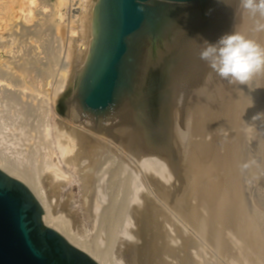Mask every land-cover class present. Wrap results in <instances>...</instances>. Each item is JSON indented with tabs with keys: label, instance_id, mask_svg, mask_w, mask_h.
Returning <instances> with one entry per match:
<instances>
[{
	"label": "rangeland",
	"instance_id": "rangeland-1",
	"mask_svg": "<svg viewBox=\"0 0 264 264\" xmlns=\"http://www.w3.org/2000/svg\"><path fill=\"white\" fill-rule=\"evenodd\" d=\"M56 1L57 0H35V2L31 5V9H30L31 17H30V19L26 20V19L22 18L21 20H19V23L17 26H12L14 24H13V22H11L10 27H12V28L3 32V42H2V44L0 43V69L6 70V68H7L4 65L3 61H6L8 63V66L11 68V75L10 76H12V77H10V78L14 79L15 80L14 82L16 84H18L16 86L17 89L13 88V90H15V92H18L17 94L19 95V97L20 96L22 97L25 94V96L22 98V102L20 104L21 106H22V104L23 105L26 104V100L31 99L30 101L33 104V107H35L37 109L40 107L39 105L42 103V100H44V98H43L44 95L39 94V96H38L37 93H34L35 97L33 96V98H30L28 96L30 94L29 91L27 93L22 92L23 91L22 89L25 88V87H23V88L21 87V85H24V81L20 77V74L16 71V69H13V67L15 68V67L20 66V69L23 67H30L31 69H33V71L35 70V72H37L39 74L46 71L48 73V79L47 80L49 82H51V84H52L48 87V94L50 95V97H52V96H54L52 90L56 89V84H57L58 80L60 79V75H61V64L60 63H62V61H63L62 59H64V57L67 56V54H68L69 58L72 60L73 56H75V53H78L77 50L80 49L79 48V46H81L80 41H77V43H75V44L68 42L67 33L69 32L68 28L71 25L67 21V19L65 21H62L64 24L63 30L65 33L64 39L62 38V40H61L59 38V35L57 34L55 26H54V19L55 18H54L53 8H54V5L56 4ZM189 4H187L185 6L171 7V9L165 8V10L167 11L166 14H168V17L166 18V21H165V26L162 27V24H163L162 23L158 27L156 33H153L150 29L146 28L141 33H139V35L135 38V40H137V39L139 40V42H135L136 43L135 45L138 47V48L136 47V50H135V54H136L135 64H134L135 71H134V74H131L129 87L124 89V91L121 93V95L119 97L120 100L122 98H125L124 102L122 104L120 103L121 105L119 104L120 101L118 102V104L120 105L119 106L120 111H119V113L115 112V114L112 115L113 119L111 118L112 120L110 121L111 123L113 122L116 125V122L118 121L119 118L121 120H120V122L118 121L117 124H120L121 122H124L125 120H127L124 122L125 123L124 125H127V126L123 127L124 128L123 130L126 129V131H125L126 134H117V136L114 137L113 142L115 141L118 143L117 147H120L121 146L120 144L123 143L122 145L125 148L124 150L126 151L127 155L129 156L128 157L129 160L131 161V159H132V163L130 165L133 164L132 166L134 167L135 170H136V167H138V165H136V164H139V166H140V164H143L145 162V160H149V159L151 160L154 158L159 159V157H160V159H159L160 161H161V159H163L162 162L165 163V166H164L165 169H169L171 166V169H169L168 171H169V174L172 171V173H171L172 176H169L166 173L167 170L164 172L167 174V176H169L167 178H166V176L165 177H163L162 175L160 176L161 173L156 171V168L154 165L147 163L148 165L146 164L143 166L145 168L144 171H147L146 174L148 172H149V174H151V172H152V174L154 173L153 174L154 176L153 175H151V176L154 177V180L158 179L159 182L161 183L160 185H162V187L160 188L161 190L159 188L154 187L153 191L152 190L149 191V192H152V196H149L151 194L149 193V195H148L147 192L145 195L146 197L149 196L150 199L154 198V200H152L153 204H155L154 205L155 210L153 209V211H155L154 215L156 213H160V215L162 216V217L160 216L161 219L158 218L157 223L159 225V228H161V230H162V226H163V230H162L163 235L160 236V240L158 241V245L157 244L156 245L160 246L161 251H163V249H164V251L166 250V254L162 253V255L157 259L158 261L160 260V262H156L155 264H178L179 262H180L179 264H181L182 260H183V264H259V263L264 264V218H263L264 217V118H261L262 121L260 119L253 121L254 115L256 116L258 113L264 114V107H263L264 106V104H263L264 103V87H263L264 85L261 86L262 84H264V82L262 83V81H264V73H261V75H263V76H261L260 74L259 75L257 74V76H255L256 79L253 78L254 83H253V81H251V83H253L252 85L251 84H248L247 86L246 85H239V84L228 85L227 88L229 90L226 88V96H225L226 99H224L223 103L221 104V106L225 105L222 107H224L225 110L228 109L227 110L228 112H226L224 110V108H218L219 109V111H218L215 108V104L211 103V105L215 108L214 109L212 107L213 108L212 109L211 107H209L210 106L209 103L208 104H206L207 102L205 103V99L207 100V97L209 95L212 98L218 95L216 88H215L216 85H213V83L216 84V79L215 80L214 79L208 80L206 82L207 83L206 86L212 85V88H210V86H208L209 91H211L212 93L208 92V96L206 94V95H204L205 98H203V99L200 98L201 102L205 103V105L203 104V106L207 105L208 107L205 108L202 106L201 110L197 111L196 110L197 109V106H196L197 99L196 98H198V97H196V96H198L199 87L197 90L195 87H194L195 90L192 89L191 88L192 86H190V85H192L190 80H189L190 84L187 82L185 84V87L188 88L190 86L189 88H191L190 89L191 91H189V89L187 90L184 86H182V81L185 82V80H184L185 77H183V76L187 77V74H188V77H189L190 75L193 74V73L190 74L188 72H190V70L192 72L191 68H192V65L194 63V60H191L187 64V60L189 61V58H188L187 53H186L190 49V46H189L190 41L193 40L192 37L194 35L191 36V34H195L194 32H196L201 27L203 29V26H205L204 29L208 27L207 30L205 29L206 33L208 31L210 34L216 33L215 31H213L214 22L216 21L217 18L221 17L223 14H226V31L231 30V28H232L231 20L232 19L230 17L232 15H234L236 10H238L239 0H195L194 3H189ZM225 4H226V7H225ZM29 6L30 5H28L26 8H28ZM234 9H235V11H234ZM15 10H17L16 6H15ZM26 10L28 11V9H26ZM241 10H239L240 11L239 14L246 13L243 10L242 11ZM191 17H194V20L192 22L189 20V18H191ZM77 20H78V18H75V21L73 23L74 29L76 31L79 30V28H77V26H78ZM239 21L242 22L243 21L242 18H240L237 21V23H240ZM58 22L61 23V20L58 19ZM24 27L31 29V32H22V29ZM161 27H162V29H161ZM218 29L219 28H216V30H218ZM205 30L201 31V35L205 36L204 39H206V35L204 34ZM210 34H208V36H207L208 38L210 37ZM162 35H164V36L161 37ZM13 37L16 38L14 42H12ZM147 45H149V46L147 47ZM263 45H264V42H263ZM77 48H79V49H77ZM20 49L23 50L22 53L21 52L19 53ZM2 57H4L3 60H1ZM85 68H86V66H85ZM85 68H84V70H85ZM185 71L187 72V74L185 73ZM158 72H160L162 77L164 78V84L162 85L161 92L159 95V104H160L159 110L160 111L158 110L157 114L153 113L152 117H153L154 121H153V123L151 122L149 126H147L149 121L152 118V117L150 118V115H151V112H150L151 105H150L149 112L146 115V119L148 121L145 122V126H146L145 129L147 130L148 134L146 135L145 134L146 132H145V133H143L144 135H140V133L138 132V126H139L138 124L142 125L141 127H144V126H143V123L141 122L142 123L141 124L139 121L140 112H138V110H139L138 109L139 108L138 102L140 99L138 100V98L140 96L146 95L145 89H146L148 82H149L148 76L151 78L150 75L154 76V74L156 75V73H158ZM33 74H35V73H33ZM83 74H84V72L82 73V75ZM143 75L146 76L145 82H142L144 80L142 78ZM159 77L157 76V79H155L157 81H155L154 79H152V81H151V82L154 81L155 87L161 79ZM173 77H175V78H173ZM188 77L186 78V81L188 80ZM255 80H258L257 83ZM2 82L3 83L0 84V86H3L5 83L4 81H2ZM258 82H260V83H258ZM226 83H227V81H226ZM79 85H80V81L78 84L75 83V85H74L76 87L75 90L77 89V91H78V96H79V90H80ZM254 85H255V87H254ZM256 85H260V86L256 87ZM243 86L245 87L244 89H243ZM155 87L153 89H155ZM183 87L185 88V90ZM18 88H19V90H18ZM246 88L249 90H247ZM40 89H42V87H40ZM67 89L68 88H60L58 90V92L60 91L59 92L60 94L57 92L58 93L57 95L59 96V98L61 97L60 102H58V105L56 106L55 109H53V112L50 114V116L47 119H45V118L42 119V116H38L40 114L38 112L33 113V115L31 117H29L30 119L28 120V122L31 125H33L32 127H35V126L37 127L36 124H38V123H42L44 125V123L48 122V124H49V122L51 123L52 122L51 120H53V119L55 120V118L63 120L62 122H64V125H66V126L67 125L68 126H72V125L74 126L75 125L76 122L73 119H71L72 116L66 115L67 104L63 100H65L67 97L69 98L73 95L72 91H71V92H69L70 96H67L68 95ZM186 90H187V93L185 92ZM195 91H197V92H195ZM256 91H258L259 93H257ZM188 92H191V94H189ZM64 93H66V94H64ZM182 93H185L186 96L183 95ZM244 94H245V96H246V94H248V96L244 97ZM177 95H180V96L178 97ZM73 96L75 98V96H77V92ZM183 97L185 100L183 99ZM243 97L246 100L245 99L241 100ZM249 97H250L251 101L249 100ZM175 98L179 99V101L183 99L182 100L183 102L182 101L179 102ZM79 99H80V97H79ZM190 99H191V101L189 102ZM228 102H230V103H228ZM79 103L81 106L80 100H79ZM177 103L180 106L177 105ZM181 103H183V104H181ZM192 103H195V104H192ZM256 103H257V106L259 108L256 106ZM118 104H116V105H118ZM190 104L194 107L190 106ZM228 104H230V105H228ZM13 105L10 107L11 108L16 107L15 106L16 104H13ZM116 105H114L111 109H113ZM238 105H239V107H238ZM242 105L245 107H242ZM260 105H261V107H260ZM5 106H7V105L4 102L0 103V109L2 111L6 109V108H4ZM81 107H83V106H81ZM178 107L186 109V110H184L185 112L182 111L183 109H181V108H180L181 110H178ZM191 107H192V109H191ZM162 108H164V109H162ZM207 108H208V111H207ZM230 109H233V110L229 111ZM175 110H178V111H175ZM162 111H163V113H162ZM192 111L193 112L195 111L194 112L195 115ZM221 111H223V113L224 112L225 113L223 114V113H221ZM217 112L221 115H219ZM88 113L89 114L91 113V116H94V117H92V119L91 118L87 119L88 121L85 120L87 122L86 124L91 123V121L89 122V120L93 121V119H98V118L103 117V116H104V118H106V114H104V113L100 114V115H96V114L89 112V111H88ZM130 113L133 115H131ZM183 113H184V115H182ZM214 113L218 114V117L216 115H214ZM167 114L169 117L167 116ZM53 115H55V118L52 117ZM118 115H120V116H118ZM121 115H123V116H121ZM172 115H173V118H172ZM177 115H178V117H177ZM211 115L215 116V117L212 118ZM115 116H118V117H115ZM189 116H192V117H189ZM222 116L223 117L225 116V117L223 118ZM179 117H181V118H179ZM69 118L71 119V121ZM189 118H191L190 119V120H192L191 122H189L190 121ZM196 118H198L199 124H198V122H197L198 120ZM216 118H220L221 120L220 119L218 120ZM114 119H116L115 120L116 122L114 121ZM237 119H238V121H236ZM37 120H39V121H37ZM184 120H185V122H184ZM200 120H201V122L202 121L203 122L201 123ZM216 120H218V122ZM222 120L226 122V123L224 122L226 125H224L222 123L223 122ZM66 121L68 124L66 123ZM211 121L212 122L215 121V122L212 123ZM251 121H253V122H251ZM70 122H72V123H70ZM73 122H75V123H73ZM110 122L107 121L106 123L111 124ZM130 122H131V124H129ZM122 124H120V125H122ZM222 124H223V126H222ZM175 125H177V126H175ZM179 125H180V127H178ZM192 125H194L195 127ZM218 125H219V127H218ZM224 126H225V128H224ZM256 126L259 129H257ZM129 127H130V130H129ZM133 127H135V128H133ZM231 127H233V128H231ZM252 127H254V128H252ZM261 127H263L262 130H261ZM136 128H137V130H136ZM189 128H190V130H189ZM246 128H248V129H246ZM200 129L201 130L203 129V131H200ZM253 129L255 131L256 130L257 131L255 132V131H253ZM205 130L207 131V133L205 132ZM210 130H211V132L215 131V133L212 132V135H210L211 134ZM216 130H219V132L220 131L222 132L220 134V137H218L219 132H217ZM226 130H229V131H226ZM128 131H130L129 134H128ZM196 131H197V133H196ZM189 132H191V133H189ZM226 132H228V134ZM136 133H138L139 136L136 135ZM180 133H184V134H180ZM215 134L216 135L218 134V136H216ZM213 135H215V136H213ZM224 135H226V136H224ZM227 135L229 138H227ZM232 135H233V137H232ZM124 137H127V138H124ZM211 137H213V138H211ZM132 138H134V139H132ZM136 138L140 142L138 140H136ZM221 138H223V139H221ZM224 138L229 143H227V141L225 142ZM127 139H129V141L133 140L134 141L133 145L136 143L133 148H131L132 147L131 145H130L131 147L129 146V144L127 143L128 141H126ZM135 140H136V142H135ZM141 140H144V141H141ZM240 140H242V141H240ZM190 141H192V142H190ZM220 141H223V142L220 143ZM198 142H200L201 144ZM204 143H205V145H204V149H203L202 147H203ZM218 143L221 145L225 143V145H222L223 147L224 146L225 147L222 148V146L219 145ZM211 144L212 145L213 144L218 145V147L214 146V145L211 146ZM124 145H126L127 148ZM136 145L139 146L138 150H137ZM195 145L197 146L196 148H195ZM190 146H192V147H190ZM0 147H4V146L0 145ZM216 147L219 150H217ZM261 147H262V149H261ZM130 148H131V150H130ZM191 148L194 152L191 151ZM197 148H198V153L196 150ZM205 148H206V150H205ZM239 148H241V149H239ZM127 150L130 152V154L127 152ZM211 150H214V152H211ZM216 151H220V153L216 152ZM232 151H234V152L232 153ZM199 152L203 153V154H200ZM221 152H224V153L226 152V154L224 155V153H221ZM167 153H168V155H167ZM227 153L230 155L232 153L234 156L232 157V155L230 156ZM132 154H134V155H132ZM214 154H216V155L218 154V155L216 156ZM182 155H184V156H182ZM205 155L208 158H206ZM214 156H215V158H214ZM218 156H222L223 158L218 157ZM165 157H167V158H165ZM200 157H201V159H200ZM225 157L227 159H225L224 161H221V159L223 160ZM195 158H197V160L199 159V161L195 160ZM213 158L215 160L217 159V161L219 158V160L221 161V164L217 165L216 161ZM229 159H231V160H229ZM164 160L166 162H164ZM202 160H204V161H202ZM135 161H136V163H133ZM141 161H142V163H141ZM181 161H183V162H181ZM220 161H218V162L220 163ZM226 161L227 162L230 161V162L228 164H226ZM212 162H213V165H212ZM222 162H224V163H222ZM233 162L236 164H233ZM168 163L170 166L168 165ZM230 163L232 165H230ZM134 164L136 167L134 166ZM202 165H203V167H202ZM217 166H219V167H217ZM66 167H67V165L65 164L64 165V169H65L64 172L65 171L68 172V173L65 172V175L67 174L66 178L68 177V179H69V176H71L72 179L70 180L69 184H67L65 186V188L63 189V191H64V192H62L63 194L62 193L58 194L57 192H53L54 193V195H53V193H51V195L53 197L51 198L52 200L51 199L50 200L53 202L54 212L56 213V215L65 217L67 220H69V222H71L70 225L72 227V228L71 227L70 228L72 230H75L78 234L80 233V236H82L84 238H86L88 236V238H87L88 240H93V239H95V237L97 235V231L94 230V229H96V226H94L95 225L94 224L95 219L93 217L94 214L90 212L91 210L90 211L89 210H87V211L81 210V208L79 206L80 203H78L81 200V197L79 195V189H78L79 182H80L79 181V179H80L79 173H77L78 170H77V168H73L72 166H69V165H68V167L70 170L68 169V167L67 168ZM140 167H142V166H140ZM205 167H207V168H205ZM227 167L229 169H226ZM204 168L207 170L209 168V170L207 171ZM223 168H225V169L223 170ZM216 169H218L219 172H218V170L216 171ZM220 169H222V170H220ZM209 171H212V172H209ZM223 171H225V172L222 173ZM231 172H232V174H231ZM95 173L97 175H99L97 172H93L91 176H89L88 178L85 179V182L87 181L88 185L89 186L91 185L90 188L93 189V190H90V193H89L90 196L92 193L94 194L95 192H97L96 188L99 189L98 183L101 184V182H98V180H100V176H98V178H97L98 180H97L96 179L97 175ZM186 174H187V176H186ZM95 175H96V177H95ZM200 175L202 176V179L204 181L203 180L201 181V178H199ZM227 175H232L233 177L227 176ZM151 176L148 175L149 178H152ZM159 176H160V178H159ZM195 176H197V177H195ZM210 176H215V177H210ZM184 177H185L184 183H186L185 186L183 184V178ZM216 177H217V179H216ZM61 179L63 180L64 178H61ZM65 179H64V181L66 182L67 179L66 180ZM89 179H91V180H89ZM118 179H120V178H118ZM163 179L164 180L168 179V181H166V180L164 181ZM179 179H181V181ZM223 179H224V181H223ZM161 180H163V182ZM197 180H199V182ZM178 181H180V182L178 183ZM96 182H98V183L96 184ZM152 182H153V178H152ZM188 182L190 184H188ZM209 182H211V183H209ZM155 183L153 182V184H155ZM164 183L167 185L166 186L167 189L165 186H163V185H165ZM220 183H222V184L224 183L225 184V185L223 184L224 187H222V185ZM182 184H183V186H182ZM217 184L219 186L221 185V188H218L219 186ZM176 185H178V186H176ZM210 185L212 186L211 190L208 189V187L211 188ZM94 186H96V188ZM194 186L196 187V189ZM202 187L203 188L206 187L207 189L206 188L203 189ZM215 187H217V189H220L219 193L216 191V189H214ZM108 188H105V189H108ZM169 188H170V190H169ZM228 189H229V191H228ZM70 190L75 192L74 198H70V196L69 197L67 196V193H69ZM116 190L113 189V192L109 191L110 194L107 196V201L109 202V205L112 204V206H115V208H114L116 210L115 212L118 213L119 215L118 214L115 215V212L113 211L114 209H112L113 212L109 216V218L106 219L107 221L104 222V226L107 225V222H109L108 224H110L112 222V220L113 221L118 220L119 217L116 218L117 215L120 216L121 219H123V221L119 219V221L121 222L122 225L119 223V221H117L116 224H118L117 235L120 237L121 240L123 239L121 242H125L127 244L129 243L130 245H133V244L135 245L138 243L137 246H140L141 240L144 239L143 235H145V234H143L142 235L143 237L141 236L142 239L139 240L138 238H136L134 236H133V238L131 236H129V238L131 237V239H129V238L126 239L125 238L126 234L124 233L126 230L127 231H136L137 230L136 223L133 224L131 219H130L129 211L134 210L135 216L137 217L138 212L140 211L138 206H140V205L137 204L138 203L137 201L133 200L134 201V202H132L133 204H130V206H128V208H127L128 209L127 215L124 214V213H126V209L122 210V208H124V207L126 208L127 206L122 207V205H121L119 207L118 205H120V203L122 204V202H118V199L123 200L126 197V194L123 195L121 192H119V190H118V192H116L117 193L116 194V193H114V191H116ZM213 190H215V191L213 192ZM224 191H227L226 194ZM215 192L217 193V195L219 197H221V199L216 196ZM165 193H166V195H165ZM212 193H215V194H212ZM76 194L79 197H77ZM219 194H221V195H219ZM121 195H123V196H121ZM160 195L163 197H161ZM170 195H172V196H170ZM109 196H111L113 198H110ZM224 197H225V199H224ZM79 198H80V200H79ZM192 198H194L193 200H195V201H193ZM110 199H115L114 200L115 202H110L109 201ZM199 199H202V200H199ZM209 199H211L212 203H214L216 201L215 203L219 206V207L216 206L214 203V207H216L215 208L216 211L217 210H225V215H223L224 216L223 218H222L221 214L217 213L218 211L216 213H214V211H212V209H214V208H210V207H212L213 205L211 206L210 202L207 203L208 201H210ZM217 199H220V200H217ZM121 200H119V201H121ZM155 200L156 201L158 200V202L156 203ZM221 200H222V202L223 201L225 202V203L221 202V204H223L222 207L217 202V201H219V203H220ZM135 202H137V203H135ZM194 203H196V204H194ZM205 203H207V204H205ZM161 204H163V205H161ZM172 204H174V205H172ZM106 205L107 204L105 203L103 206V209H104V207L105 208L108 207ZM248 206H249V209H248ZM171 207H172V209H173V207L175 209L172 210ZM205 207L207 210L205 209ZM164 209L168 210V212ZM194 209H195V211H194ZM118 210H121L122 212H119ZM233 210H234V212H233ZM229 211H231V212H229ZM100 212H102V211H99L98 213H100ZM120 213H121V215H120ZM256 213H258L261 217L260 216L258 217V214H256ZM214 214L216 215V217L212 218V215H214ZM102 215L104 216L105 214L102 213ZM112 215H115V217L113 216L115 220L112 218ZM254 215H256V216H254ZM123 216H125V217H123ZM174 216H175V218H174ZM184 216H186V217H184ZM205 216L207 217V219ZM202 217H204L205 219ZM254 217H256V218H254ZM124 218H125V221L127 220L126 222H128V219L130 220L128 222V224L124 221ZM164 218L168 222L164 221ZM218 218L220 219L221 222L224 219L223 220L224 225H225V223L227 224L228 220H231V219L232 220L230 221V223H228L229 226H228V224H227V226L225 225L227 228H225V230H224V228L222 229L223 225L221 222H219ZM212 219H214L215 221L213 220L214 222L212 221L210 223L214 224L215 226L217 225L216 227L214 225H211L212 227L209 226L208 221L209 220L211 221ZM236 219H238V221ZM216 220L218 221V223H216L217 222ZM196 221H198V222H196ZM239 221L242 222V224L246 225L247 227L246 226L242 227V224L240 225ZM256 221H259V222H256ZM164 222H166L167 224H164ZM126 224H127V226H125ZM195 224H197V225H195ZM207 224H208V227H207ZM253 224H254V226H253ZM232 225H233V227H232ZM129 226H131V227H129ZM123 227L125 228V230ZM166 227L169 230H167ZM220 227L222 230L219 229ZM122 229H123V233L125 235H123ZM204 229H207V230H204ZM218 229L222 232L219 233ZM97 230H98V228H97ZM166 230H167V232H166ZM199 230L201 233H198ZM249 230H250V232H249ZM119 231H121L120 232L121 234H119ZM237 231H238V233H236ZM210 232H213V233L210 234ZM164 233H166V236ZM203 233H206V234L208 233L210 235L207 234L208 235L207 236L206 234H203ZM203 235H205V236H203ZM210 236H213V237H210ZM127 237H128V235H127ZM203 237H206V238H203ZM218 237H220V238H218ZM223 237L226 240V242H224ZM238 238L240 241L238 240ZM172 239H174V241ZM217 239H219V242ZM237 240L240 243H238ZM192 241H194L195 243H193ZM221 241H222V243H221ZM143 244H145V243H143ZM252 245H254L255 247ZM137 246H135V247H137ZM235 247H237V248H235ZM162 256L166 257V258H163ZM181 256L183 257V259L181 258L182 260L179 259ZM118 257H119V259H118ZM201 257L203 258V260H201L202 259ZM184 259L186 262L187 261L188 262L185 263ZM186 259H188V260H186ZM118 260L122 261V262H119ZM255 260H257V261H255ZM113 261H114V264H119V263H121V264H123V263L124 264H143V262H140V263L135 262L136 260H134L132 257L128 258L127 256L123 255V257L120 258L118 253L116 255V258L114 256Z\"/></svg>",
	"mask_w": 264,
	"mask_h": 264
},
{
	"label": "bare ground",
	"instance_id": "bare-ground-1",
	"mask_svg": "<svg viewBox=\"0 0 264 264\" xmlns=\"http://www.w3.org/2000/svg\"><path fill=\"white\" fill-rule=\"evenodd\" d=\"M35 2V0H0V43L2 44L3 42V32L9 30L11 22H13L14 25L12 26H17L19 23V20H21L22 18L29 20L31 17V5ZM194 3V2H193ZM189 4V3H188ZM28 5H30L28 8H26ZM153 5H159L163 8L166 9H171V7H176V6H185L187 4H177V3H172V2H165V1H158V2H153ZM190 5V4H189ZM15 6L17 8V10H15ZM102 0H57L56 4L54 5L53 8V12H54V26L56 29L57 34L59 35V38L62 40V38L64 39V24L62 21H65L67 19V21L70 23V27L68 28V33H67V39L68 42H71L73 44L77 43V41H80L81 46H79V50H77L78 53H75V56H73L72 60L69 58V55L67 54V56L64 57V59H62V63L61 64V75H60V79L58 80L57 84H56V89H53V94L54 96L50 97V95L48 94V87L51 84V82H49L48 79V73L46 71L42 72V73H37L35 72V70L33 71V69H31L30 67H23L20 69V66L18 67H13V69H16V71L20 74V77L23 79L24 81V85H21V87H25L23 88L22 92L27 93L29 91V97L33 98V96L35 95L34 93H37L38 96L39 94H43L44 95V100H42V103L39 105V108H35L33 107V104L31 103V99L26 100V104H22V106L20 105L22 102V98L25 96H20L17 94L18 92H15V90H13V88L17 89V85L14 81V79L10 78L12 76L11 75V68L8 66V63L6 61H3L4 65L7 67L6 70L4 69H0V84H2L4 81V85L0 86V103H5L7 106H5L4 108H6L5 110H1L0 109V145L4 146V147H0V169L2 171H4L6 174H8L10 177L18 179L19 181H21L22 183H24L32 192V194L34 195V197L36 198V200H38V202L40 203L42 209L44 210V217H43V221L45 223V225H47L48 227H51L53 229H55L56 231H58L60 234H62L72 245H74L75 247L81 249L82 251L86 252L88 255H90V257H92L98 264H114V256L116 258V255L118 253V255L121 257L127 256L128 258H133L134 260H136L135 262L140 263L143 262V264H155L156 262H160V260L158 261L157 259L162 255V253L166 254V250L161 251L160 250V246L158 245V241L160 240V236L163 235V226H162V230L161 228H159L158 225V218H160V213H155V211H153L154 209V205L153 204V199H150L149 196H152V192H149L150 190L153 191V188H161L162 185H160L161 183L159 182V180H154V173L149 174V172L147 173L148 175H153L151 176L153 178V182L155 184H153L152 182V178H149L148 175L146 174L147 171H144L145 168L143 167L144 165H146L147 163H150L151 165H154L156 168L157 172H160V176L162 175L163 177L166 176H172L171 173L169 174V169H171V166L169 169H165V163L162 162L163 159H161V161L158 158H154V159H149V160H145V162L143 164H136L138 165V167H136V170L134 169V167L132 165H130L132 163V159L131 161L129 160V156L127 155L126 151L124 150L125 148L123 147V143L120 144V147H117L118 143L117 142H113L114 137L117 136V134H126V129L123 130V127H126L127 125H124L125 121L127 120H123L124 122H121L120 124H117L118 121L120 122V118L118 119V121L116 122L114 119V121L116 122V125L112 122H110L113 118V114L119 113L120 111V105L124 102L125 98H122L121 100L118 99V101L114 104H119L116 105L113 109H109L107 112H105L104 114H106V118L100 117L98 119H93L89 120V122L91 121L90 124H86L87 122L85 120L87 119H92L91 113L89 114L88 111L84 110L81 104L79 103V100L81 101V94H80V90H79V96H78V91L77 89L75 90V83H79L80 84L82 82V78L84 76V74L82 75V73L86 71L87 67L89 66V64L91 63V61L93 60L96 48L98 46V42L99 39L101 37V10H102ZM226 7V4H225ZM240 6L238 5V10L235 11L234 15H232L230 18L231 20V24H232V28L231 30L226 31V14H223L221 17L217 18L216 21L214 22V29L213 31H215L216 33H209V31L206 33L207 28L204 29L205 26H203L200 29H198L196 32H194L195 34H191L194 35L192 37L193 40L190 41V49L187 53V56L189 58V61L187 60V64L191 61L194 60V63L192 65V72L190 70V75L188 77L187 72L185 71V73L187 74L188 80L186 81V76L185 77V82L182 81V86L185 87V84L188 82L189 80L192 83L191 88L194 89V87L196 88V90L199 87V93H198V98L197 102H196V106H197V111L201 110L203 104H210L209 107H213L211 105L215 104V108L219 111L218 108H224L221 104L223 103L224 99H226V88L228 87V85H230V83H226L225 80L220 79L219 77L215 76L214 74L209 77V72L210 69L208 68L207 64L205 62H203L202 60H200L199 58V52L202 48V44L204 43V41H208L209 43H215L221 36H223L226 33H230L232 31H240L244 34H246L249 38L254 39L257 43H259L261 46L263 45L264 42V31H255V26L257 24V22L260 23H264V20H261L259 17H253L251 15H249L248 13H244V14H239L241 10L239 8ZM28 9V11L26 9ZM65 10V11H64ZM242 11V10H241ZM228 15V14H227ZM168 17V14H166V16H164L163 19V24L162 27L165 26V21L166 18ZM52 18V17H51ZM75 18H78V26L77 28H79V30H75L73 23L75 21ZM242 18V22L237 23V21ZM58 19L61 20V23L58 22ZM189 20L192 22L194 20V17L189 18ZM208 24V23H207ZM241 24V25H240ZM208 26V25H207ZM76 27V26H75ZM161 27V29H162ZM216 28H219L218 30H216ZM205 30V35H206V39H204L205 36L201 35V31ZM22 32H31V29L24 27L22 29ZM164 34V33H163ZM208 34H210V37L208 38ZM13 36V35H12ZM77 36V37H76ZM164 35H162L161 37H163ZM15 37L12 38V42L15 41ZM135 42H139V40H135L133 42L132 45V53L131 55L128 57V65H129V70L131 72L132 70V74H134L135 71V50H136V43ZM149 45H147L148 47ZM151 46V45H150ZM138 48V47H137ZM22 49L19 50V53H22ZM77 54V55H76ZM150 54V53H149ZM196 58V59H195ZM4 57L1 58V60H3ZM61 62V61H60ZM180 64V63H179ZM181 65V64H180ZM86 66V68H85ZM178 67V66H177ZM85 68V70H84ZM176 68V67H175ZM180 68V67H179ZM35 73V74H33ZM148 74V73H147ZM146 75V74H145ZM143 75L142 78L144 79L142 82H145L146 80V76ZM149 75V74H148ZM259 75V74H258ZM261 75V74H260ZM81 78H80V77ZM151 78L148 76V80H149V85L150 87L153 89L155 87V83L154 81H152V79H157V76L154 74V76L150 75ZM257 76V75H256ZM263 76V75H261ZM175 78V77H173ZM255 78V77H254ZM58 79V78H57ZM215 80L216 79V84L213 83V85H216V91H217V96L215 97H210V95L208 96V92L209 91V87L212 88V85H207L206 86V82L208 80ZM256 79V78H255ZM182 80V79H181ZM262 80V79H261ZM157 81V80H155ZM253 81V80H252ZM256 83L258 80H255ZM181 82V81H180ZM264 81H262L263 83ZM254 83V81H253ZM253 83H249V84H253ZM260 83V82H258ZM145 84V83H144ZM190 84V83H189ZM188 84V85H189ZM67 85V86H66ZM232 85V84H231ZM234 85V84H233ZM264 84H262L261 86H263ZM77 86V85H76ZM181 86V85H180ZM189 86V87H190ZM247 86V85H246ZM260 86V85H256ZM40 87H42V89H40ZM80 87V85H79ZM183 87V88H184ZM186 88L187 90L189 89V91H191V88ZM255 87V85H254ZM264 87V86H263ZM60 88H68V95L69 92L72 91V94L75 95V93L77 92V96L72 95L71 97H67L65 100L67 106H66V115L67 116H72L71 119H73L75 122V125L73 126H66L64 125V122H62L63 120L61 119H57L55 118V115H53L52 117L55 118V120H51L52 122L48 124V122L44 123V125L42 123H38L36 124L37 127H32L33 125H31L28 120L30 119L29 117H31L33 115V113L38 112L40 113L38 116H42V119L45 118L47 119L50 114L53 112V109L56 108V106L58 105V102H60V98L57 95L59 92L58 90ZM147 88V87H146ZM184 88V90H185ZM242 88V87H241ZM245 87L243 86V89ZM249 88V87H248ZM260 88V87H259ZM181 89V88H180ZM179 89V90H180ZM228 89V88H227ZM247 89V88H246ZM19 90V88H18ZM21 90V89H20ZM50 90V89H49ZM187 90L185 91L187 93ZM195 90V89H194ZM212 90V89H211ZM229 90V89H228ZM249 90V89H247ZM252 90V89H251ZM74 91V92H73ZM124 91V90H123ZM261 91V90H260ZM58 92V93H57ZM197 92V91H195ZM257 93H259L258 91H256ZM255 92V93H256ZM175 93V92H174ZM177 93V92H176ZM189 94H191V92H188ZM212 93V92H211ZM60 94V93H59ZM66 94V93H64ZM183 95H185V93H182ZM207 94V100L205 99V103H202L200 98H205L204 95ZM214 94V93H213ZM234 94V93H233ZM263 94V93H262ZM215 95V94H214ZM250 95V94H249ZM254 95V94H253ZM65 96V95H64ZM145 96V95H144ZM144 96H140L138 98V100L142 99ZM178 97L180 95H177ZM182 96V95H181ZM186 96V95H185ZM188 96V95H187ZM201 96V97H200ZM246 96H248V94H246ZM244 94V97H246ZM259 96V95H258ZM35 97V96H34ZM73 97V98H72ZM80 97V99H79ZM123 97V96H122ZM230 97V96H229ZM240 98L241 100L245 99V98ZM261 97V96H260ZM71 98V99H70ZM231 98V97H230ZM64 99V98H63ZM176 99V98H175ZM184 99V97H183ZM182 99V100H183ZM36 100V99H35ZM179 101V99H176ZM182 100H180L179 102H181ZM185 100V99H184ZM234 100V99H233ZM246 100V99H245ZM249 100L251 101L250 97ZM191 101V99L189 100V102ZM226 101V100H225ZM232 101V100H231ZM183 102V101H182ZM227 102V101H226ZM235 102V101H234ZM128 103V102H127ZM143 103V108L142 110H138V112H140V117H139V121L140 123H143L144 127H141L142 125L138 124V132L140 133V135H144L143 133H145L146 135L148 134L147 130L145 129V122H147L148 120L146 119V115L149 112V107H150V103L145 101H142ZM230 103V102H228ZM236 103V102H235ZM240 103V102H239ZM246 103V102H245ZM262 103V102H261ZM13 104H16V107H10ZM47 106H46V105ZM62 104V103H61ZM183 104V103H181ZM185 104V103H184ZM188 104V103H187ZM195 104V103H192ZM248 104V103H247ZM252 104V103H251ZM259 104V103H258ZM264 104V103H263ZM9 105V106H8ZM64 105V104H63ZM62 105V106H63ZM113 105V106H114ZM124 105V104H123ZM177 105H179L177 103ZM230 105V104H228ZM227 105V106H228ZM14 106V105H13ZM112 106V107H113ZM125 106V105H124ZM128 106V105H127ZM149 106V107H148ZM180 106V105H179ZM186 106V105H185ZM190 106H192L190 104ZM189 106V107H190ZM221 106V107H220ZM257 106V103H256ZM263 106V105H262ZM167 107V106H166ZM188 107V108H189ZM194 107V106H192ZM191 107V109H192ZM203 107H208L203 106ZM239 107V105H238ZM242 107H245L242 105ZM258 107V106H257ZM261 107V105H260ZM264 107V106H263ZM262 107V108H263ZM123 108V107H122ZM125 108V107H124ZM127 108V107H126ZM178 107V110L183 109L182 111L186 110L184 108ZM196 108V107H195ZM214 108V107H213ZM212 108V109H213ZM214 108V109H215ZM259 108V107H258ZM164 109V108H162ZM129 110V109H128ZM168 110V109H167ZM175 110V111H178ZM206 110V109H205ZM225 110V108H224ZM228 110V109H227ZM227 110H225L226 112H228ZM233 109H230L229 111H231ZM244 110V109H243ZM258 110V109H257ZM260 110V109H259ZM160 111V110H159ZM174 111V110H173ZM188 111V110H187ZM204 111V110H203ZM208 111V108H207ZM211 111V110H210ZM132 112V111H131ZM185 112V111H184ZM193 112V111H192ZM195 112V111H194ZM193 112V113H194ZM205 112V111H204ZM163 113V111H162ZM191 113V112H190ZM201 113V112H200ZM199 113V114H200ZM212 113V112H211ZM218 113V112H217ZM221 113H223V111H221ZM225 113V112H224ZM223 113V114H224ZM131 114V113H130ZM174 114V113H173ZM180 114V113H179ZM202 114V113H201ZM219 114V113H218ZM218 114L214 113V115H216L218 117ZM133 115V114H131ZM149 115V114H148ZM160 115V114H159ZM184 115V113L182 114ZM195 115V113H194ZM221 115V114H219ZM120 116V115H118ZM115 116V117H118ZM123 116V115H121ZM135 116V115H134ZM162 116V115H161ZM168 116V114H167ZM176 116V115H175ZM181 116V115H180ZM212 116V115H211ZM232 116V115H231ZM255 116V115H254ZM16 117V118H15ZM165 117V116H164ZM169 117V116H168ZM178 117V115H177ZM192 117V116H189ZM204 117V116H203ZM215 116H212V118H214ZM223 117V116H222ZM225 117V116H224ZM223 117V118H224ZM69 118V119H70ZM112 118V119H111ZM122 118V117H121ZM125 118V117H124ZM130 118V117H129ZM173 118V115H172ZM175 118V117H174ZM181 118V117H179ZM187 118V117H186ZM209 118V117H208ZM211 118V119H212ZM228 118V117H227ZM230 118V117H229ZM236 118V117H235ZM38 119V118H37ZM41 119V120H42ZM68 119V118H67ZM70 119V121H71ZM126 119V118H125ZM128 119V118H127ZM131 119V118H130ZM191 118H189L190 120ZM198 120V118H196ZM204 119V118H203ZM216 119H220V118H216ZM210 120V119H209ZM218 120H216L218 122ZM221 120V119H220ZM243 120V119H242ZM261 120V119H260ZM39 121V120H37ZM88 121V120H87ZM110 122L111 124H107L106 122ZM188 121V120H187ZM186 121V122H187ZM192 120H190L189 122H191ZM196 121V120H195ZM194 121V122H195ZM206 121V120H205ZM223 121V120H222ZM232 121V120H231ZM238 121V119L236 120ZM254 121V120H253ZM251 121V122H253ZM262 121V120H261ZM185 122V120H184ZM199 124V120L197 121ZM201 122V120H200ZM203 122V121H202ZM201 122V123H202ZM212 122V121H211ZM215 122V121H213ZM212 122V123H213ZM225 121H223L222 123L224 125H226L224 123ZM67 123V121H66ZM72 123V122H70ZM128 123V122H127ZM126 123V124H127ZM141 123V124H142ZM231 123V122H230ZM68 124V123H67ZM131 124V122L129 123ZM188 124V123H187ZM193 124V123H192ZM195 124V123H194ZM197 124V123H196ZM211 124V123H210ZM209 124V125H210ZM216 124V123H215ZM222 124V126H223ZM182 125V124H181ZM201 125V124H200ZM208 125V126H209ZM221 125V124H220ZM130 126V125H129ZM132 126V125H131ZM177 126V125H175ZM194 126V125H192ZM198 126V125H197ZM202 126V125H201ZM213 126V125H212ZM221 126V127H222ZM180 127V125L178 126ZM195 127V126H194ZM219 127V125H218ZM227 127V126H226ZM135 128V127H133ZM173 128V127H172ZM205 128V127H204ZM223 128V127H222ZM225 128V126H224ZM233 128V127H231ZM249 128V127H248ZM246 128V129H248ZM254 128V127H252ZM257 129H259L256 126ZM255 128V129H256ZM263 127H261L262 130ZM187 129V128H186ZM199 129V128H198ZM207 129V128H206ZM245 129V130H246ZM130 130V127H129ZM133 130V129H132ZM131 130V131H132ZM137 130V128H136ZM188 130V129H187ZM190 130V128H189ZM176 131V130H175ZM200 131H203V129ZM199 131V132H200ZM217 132H219V130H216ZM229 131V130H226ZM247 131V130H246ZM253 131H255L253 129ZM257 131V130H256ZM255 131V132H256ZM123 132V133H122ZM130 131H128L129 134ZM205 132L207 133V131L205 130ZM204 132V133H205ZM211 132V130H210ZM213 132V131H212ZM212 132L210 135H212ZM178 133V132H177ZM186 133V132H185ZM191 133V132H189ZM197 133V131H196ZM215 133V131L213 132ZM222 132H219V136L218 134L216 136L220 137V134ZM228 134V132H226ZM253 133V132H252ZM258 133V132H257ZM261 133V132H260ZM131 134V133H130ZM135 134V133H134ZM180 134H184V133H180ZM187 134V133H186ZM259 134V133H258ZM136 135H138V133H136ZM194 135V134H193ZM213 135V136H215ZM239 135V134H238ZM139 136V135H138ZM187 136V135H186ZM200 136V135H199ZM209 136V135H208ZM226 136V135H224ZM132 137V136H131ZM233 137V135H232ZM231 137V138H232ZM127 138V137H124ZM209 138V137H208ZM213 138V137H211ZM227 138L228 135H227ZM258 138V137H257ZM134 139V138H132ZM141 139V138H140ZM195 139V138H194ZM223 139V138H221ZM225 139V138H224ZM136 140H138L136 138ZM135 140V142H136ZM207 140V139H206ZM56 141V142H55ZM126 141H128L127 143L129 144V146L131 148L134 147L133 145V140L127 139ZM139 141V140H138ZM144 141V140H141ZM227 140L225 139V142ZM242 141V140H240ZM140 142V141H139ZM179 142V141H178ZM192 142V141H190ZM214 142V141H213ZM219 142V141H218ZM223 141H220V143ZM132 143V144H131ZM200 143V142H198ZM216 143V142H215ZM227 143H229L227 141ZM226 143V144H227ZM188 144V143H187ZM201 144V143H200ZM219 144V143H218ZM142 145V144H141ZM140 145V146H141ZM181 145V144H180ZM183 145V144H182ZM204 145L203 144V149H204ZM214 146L215 145L213 144ZM211 144V146H213ZM221 145V144H219ZM222 145H225L222 144ZM221 145V146H222ZM126 148L127 146L124 145ZM155 146V145H154ZM160 146V145H159ZM199 146V145H198ZM247 146V145H246ZM256 146V145H255ZM137 150L139 148V146H137ZM192 147V146H190ZM197 146L195 145V148ZM200 147V146H199ZM207 147V146H206ZM216 147V148H217ZM220 147V146H219ZM225 147V146H224ZM222 146V148H224ZM249 147V146H248ZM130 148V150H131ZM182 148V147H181ZM214 148V147H213ZM221 148V147H220ZM256 148V147H255ZM123 149V150H122ZM183 149V148H182ZM201 149V148H200ZM212 149V148H211ZM241 149V148H239ZM262 149V147H261ZM141 150V149H140ZM179 150V149H178ZM188 150V149H187ZM197 153H198V148L196 149ZM206 150V148H205ZM217 150H219L217 148ZM230 150V149H229ZM189 151V150H188ZM191 151L192 148H191ZM202 151V150H201ZM204 151V150H203ZM231 151V150H230ZM236 151V150H235ZM256 151V150H255ZM120 152V153H119ZM127 152L130 154V152L127 150ZM138 152V151H137ZM141 152V151H140ZM139 152V153H140ZM194 152V151H193ZM205 152V151H204ZM208 152V151H207ZM206 152V153H207ZM211 152H214V150H211ZM219 152L220 151H216ZM228 152V151H227ZM234 151H232L233 153ZM132 153V152H131ZM145 153V152H144ZM170 153V152H169ZM187 153V152H186ZM189 153V152H188ZM200 153V152H199ZM224 153V152H221ZM229 153V152H228ZM227 153V154H228ZM231 153L232 157L234 156ZM255 153V152H254ZM141 154V153H140ZM165 154V153H164ZM203 154V153H200ZM208 154V153H207ZM210 154V153H209ZM226 154V152L224 153V155ZM120 155V156H119ZM134 155V154H132ZM168 155V153H167ZM170 155V154H169ZM216 155V154H214ZM218 155V154H217ZM216 155V156H217ZM220 155V154H219ZM230 155V154H228ZM230 155V156H231ZM260 155V154H259ZM184 156V155H182ZM229 156V157H230ZM154 157V156H153ZM152 157V158H153ZM157 157V156H156ZM206 157V155H205ZM223 158L222 156H218ZM121 158V159H120ZM131 158V157H130ZM167 158V157H165ZM199 158V157H198ZM208 158V157H206ZM215 158V156H214ZM213 158V159H214ZM220 158V159H221ZM231 158V157H230ZM236 158V157H235ZM234 158V159H235ZM139 159V158H138ZM201 159V157H200ZM211 159V158H210ZM225 159H227L226 157L221 161H224ZM243 159V158H242ZM241 159V160H242ZM142 160V159H141ZM166 160V159H165ZM164 160V162H166ZM186 160V159H185ZM195 160H197V158H195ZM194 160V161H195ZM215 160V159H214ZM231 160V159H229ZM233 160V159H232ZM240 160V161H241ZM130 161V162H129ZM134 161V160H133ZM193 161V160H192ZM199 161V159L197 160ZM204 161V160H202ZM210 161V160H209ZM217 165L221 164V161L218 158V161H220V163L217 161V159L215 160ZM234 161V160H233ZM183 162V161H181ZM206 162V161H205ZM230 162V161H229ZM229 162L226 161V164H228ZM133 163H136L133 162ZM142 163V161H141ZM188 163V162H187ZM201 163V162H200ZM224 163V162H222ZM68 165L72 166L73 168H77V173H79V195L81 197L80 202V208L81 210H91L90 212L93 213V217L95 219L94 222V226H96V230L97 231V235L95 237V239L93 240H88V236L86 238L80 236V233L78 234L75 230H72L71 225L69 222V220H67L65 217L62 216H58L56 215V213L54 212V207H53V202L51 201L52 199V195L51 193L53 192H57L58 194H61L63 191V189L65 188V186L67 184H69L70 180L72 179L71 176H69L66 178L65 175V171L64 172V165ZM233 164H236L233 162ZM246 164V163H245ZM244 164V165H245ZM262 164V163H261ZM148 165V164H147ZM185 165V164H184ZM192 165V164H191ZM194 165V164H193ZM198 165V164H197ZM213 165V162H212ZM230 165H232L230 163ZM167 166V165H166ZM205 166V165H204ZM66 167V168H67ZM71 167V168H72ZM203 167V165H202ZM208 167V166H207ZM205 167V168H207ZM210 167V166H209ZM213 167V166H212ZM219 167V166H217ZM230 167V166H229ZM237 167V166H236ZM239 167V166H238ZM167 168V167H166ZM183 168V167H182ZM198 168V167H197ZM204 168V169H205ZM231 168V167H230ZM69 169V167H68ZM202 169V168H201ZM219 169V168H218ZM216 169V171L218 170ZM225 168H223L224 170ZM226 169H229L228 167ZM70 170V169H69ZM168 172H167V171ZM207 170V169H205ZM204 170V171H205ZM209 170V168H208ZM207 170V171H208ZM222 170V169H220ZM166 171V173L169 175L167 176L166 173H164ZM215 171V172H216ZM93 172H97L99 175H95L96 179L98 178V176H100V180H98V183L96 182V184H99V189L96 188V186H94L97 190V192H95L94 194L92 193L91 196L89 195L90 190H93L90 188V186L88 185L87 181L85 182V179L88 178L89 176L92 175ZM196 172V171H195ZM200 172V171H199ZM203 172V171H202ZM212 172V171H209ZM219 172V170H218ZM225 171H223L222 173H224ZM68 173V172H67ZM76 173V172H75ZM74 173V174H75ZM205 173V172H204ZM207 173V172H206ZM183 174V173H182ZM203 174V173H202ZM208 174V173H207ZM230 174V173H229ZM232 174V172H231ZM239 174V173H238ZM181 175V174H180ZM206 175V174H205ZM235 175V174H234ZM159 176V178H160ZM187 176V174H186ZM185 176V177H186ZM224 176V175H223ZM227 176H231L232 175H227ZM71 177V178H70ZM156 177V176H155ZM183 178V184L185 186L186 183H184V179ZM197 177V176H195ZM210 177H215V176H210ZM225 177V176H224ZM238 177V176H237ZM61 178H66L67 181L65 182L64 179L62 180ZM93 178V177H92ZM120 178V179H118ZM157 178V177H156ZM179 178V177H178ZM182 178V177H181ZM192 178V177H191ZM199 178L202 179V176L200 175ZM220 178V177H219ZM226 178V177H225ZM65 179V180H66ZM78 179V178H77ZM150 179V180H149ZM169 179V178H168ZM168 179L166 181H168ZM217 179V177H216ZM222 179V178H221ZM233 179V178H232ZM91 180V179H89ZM95 180V179H94ZM164 180V179H163ZM163 180H161L163 182ZM164 180V181H165ZM181 181V179H179ZM193 180V179H192ZM200 180V179H199ZM199 180H197L199 182ZM227 180V179H226ZM82 181V182H81ZM178 181V183L180 182ZM204 181V180H203ZM206 181V180H205ZM211 181V180H210ZM215 181V180H214ZM217 181V180H216ZM224 181V179H223ZM77 182V181H76ZM211 183V182H209ZM163 184V183H162ZM165 184V183H164ZM182 184V186H183ZM188 184H190L188 182ZM195 184V183H194ZM197 184V183H196ZM203 184V183H202ZM223 186L222 183H220ZM174 185V184H173ZM209 185V184H208ZM207 185V186H208ZM213 185V184H212ZM218 185V184H217ZM221 185L218 188H221ZM225 185V184H224ZM250 185V184H249ZM163 186H167L166 184ZM175 186V185H174ZM178 186V185H176ZM196 186V185H195ZM194 186V187H195ZM211 186V185H210ZM109 187V188H108ZM217 187H215L214 189H216V191L219 193L220 189H217ZM94 188V189H95ZM108 188V189H105ZM203 188V187H202ZM206 188V187H205ZM203 188V189H205ZM71 189V188H70ZM113 189H117L116 191H114V193L121 192L123 195L126 194V197L121 200L118 199V202H122V204L120 203V205H118L119 207L122 205L123 206H127L126 208H122V210L126 209V214L127 215V211H128V206H130V204H133L132 202L137 201L135 203H137L138 208L140 209V211L138 212V216H135L134 210L133 211H129V216L130 219L132 221L133 224L136 223L137 226V230L136 231H125L124 233L126 234V239L129 238V236H131L133 238L136 237L139 240L142 239L141 236L143 234L142 237L144 239L141 240V244L140 246H137V244H133L130 245L129 243H125V242H121L122 240L120 239V237L117 235L118 230H117V226L118 224H116L117 221L122 220L120 216H118L119 214L116 213L115 211V206L109 205V202L107 201V196L110 194V192H113ZM164 189V188H163ZM167 189V187H166ZM196 189V187H195ZM207 189V188H206ZM208 189H212L208 187ZM156 190V189H155ZM158 190V189H157ZM161 190V189H160ZM159 190V191H160ZM165 190V189H164ZM170 190V188H169ZM174 190V189H173ZM222 190V189H221ZM110 191V192H109ZM215 190H213L214 192ZM229 191V189H228ZM146 192L151 194V195H147L148 197H146ZM161 192V191H160ZM225 194L227 191H224ZM75 192L73 191H69V193H67V196L70 198H74L75 197ZM120 193V194H121ZM216 193V192H215ZM212 193V194H215ZM63 194V193H62ZM78 194V193H77ZM76 194L77 197H79ZM117 194V193H116ZM119 194V193H118ZM196 194V193H195ZM194 194V195H195ZM54 195V193H53ZM121 195V196H123ZM155 195V194H154ZM166 195V193H165ZM211 195V194H210ZM221 195V194H219ZM161 196V195H160ZM172 196V195H170ZM216 196L218 198L221 199V197H219L216 193ZM225 196V195H224ZM233 196V195H232ZM110 198H113L111 196H109ZM108 197V198H109ZM163 197V196H161ZM165 197V196H164ZM226 197V196H225ZM224 197V199H225ZM115 198V197H114ZM158 198V197H157ZM156 198V199H157ZM172 198V197H171ZM189 198V197H188ZM215 198V197H214ZM223 198V197H222ZM229 198V197H228ZM51 199V200H50ZM159 199V198H158ZM162 199V198H161ZM169 199V198H168ZM174 199V198H173ZM177 199V198H176ZM194 198H192L193 200ZM198 199V198H197ZM203 199V198H202ZM199 199V200H202ZM217 199V200H220ZM227 199V198H226ZM77 200V199H76ZM115 199H110V202H115ZM121 200V201H119ZM134 200V201H133ZM160 200V199H159ZM170 200V199H169ZM206 200V199H205ZM210 201H208L207 203L210 202L211 206L210 208H214L212 209V211H214V213H219L222 215V218L224 217L223 215H225V210H215L216 207H214V203L211 202V199H209ZM234 200V199H233ZM73 201V200H72ZM156 201V200H155ZM180 201V200H179ZM195 201V200H193ZM232 201V200H231ZM158 202V200L156 201V203ZM162 202V201H161ZM200 202V201H199ZM203 202V201H202ZM205 202V201H204ZM218 204L222 207L223 204H221L222 200L217 201ZM224 202V201H223ZM222 202V203H223ZM227 202V201H226ZM230 202V201H229ZM77 203V202H76ZM107 204L106 206H108L107 208L103 206L104 204ZM155 203V202H154ZM160 203V202H159ZM177 203V202H176ZM185 203V202H184ZM197 203V202H196ZM194 203V204H196ZM205 203V204H207ZM225 203V202H224ZM175 204V203H174ZM172 204V205H174ZM203 204V203H202ZM114 205V204H113ZM136 205V204H135ZM163 205V204H161ZM171 205V204H170ZM198 205V204H197ZM216 206H218L215 203ZM256 205V204H255ZM260 205V204H259ZM72 206V205H71ZM166 206V205H165ZM247 206V205H246ZM132 207V206H131ZM176 207V206H175ZM203 207V206H202ZM208 207V206H207ZM219 207V206H218ZM83 208V209H82ZM117 208V207H116ZM130 208V207H129ZM209 208V207H208ZM209 208V209H210ZM112 209H114L113 211L115 212V215L118 214L116 216V218H118V220L113 221L108 224L109 222H107V227L104 226V222H106L107 218H109V216L112 214ZM172 209V207H171ZM173 209H175L173 207ZM172 209V210H173ZM206 209V207H205ZM249 209V206H248ZM254 209V208H253ZM67 210V209H66ZM155 210V209H154ZM166 210V209H164ZM207 210V209H206ZM229 210V209H228ZM99 211H102L100 213H98ZM105 211V212H104ZM119 212H122L121 210H118ZM168 212V210H166ZM191 211V210H190ZM195 211V209H194ZM227 211V210H226ZM232 211V210H231ZM229 211V212H231ZM234 212V210H233ZM105 214L104 216L102 215ZM173 213V212H172ZM179 213V212H178ZM213 213V212H212ZM224 213V214H223ZM123 214V215H124ZM170 214V213H169ZM174 214V213H173ZM218 214V215H219ZM255 214V213H254ZM258 214V213H256ZM75 215V214H74ZM115 215H112V218L114 219ZM121 215V213H120ZM182 215V214H181ZM217 215V216H218ZM234 215V214H233ZM92 216V215H91ZM114 216V217H113ZM128 216V217H129ZM168 216V215H167ZM256 216V215H254ZM260 215L258 214V217ZM125 217V216H123ZM162 217V216H161ZM172 217V216H171ZM186 217V216H184ZM206 217V216H205ZM216 215H212V218H215ZM261 217V216H260ZM70 218V217H69ZM166 218V217H165ZM164 221L168 222L167 220ZM170 218V217H169ZM175 218V216H174ZM181 218V217H180ZM179 218V219H180ZM204 218V217H202ZM256 218V217H254ZM264 218V217H263ZM83 219V218H82ZM93 219V220H94ZM136 221H135V220ZM161 219V218H160ZM188 219V218H187ZM196 219V218H195ZM205 219V218H204ZM207 219V217H206ZM211 219V218H210ZM217 219V218H216ZM219 219V218H218ZM110 220V219H109ZM115 220V219H114ZM214 219H212L211 221L209 220V226L214 225L211 224L210 222H212ZM224 220V219H223ZM220 221L219 222L222 223V229L227 228V224L230 223V221L232 220H228L227 224L225 223V225L223 224L224 222ZM234 220V219H233ZM238 221V219H236ZM247 220V219H246ZM84 221V220H83ZM125 221V218H124ZM127 221V220H126ZM125 221V222H126ZM130 220L128 219V222ZM199 221V220H198ZM196 221V222H198ZM215 221V220H214ZM213 221V222H214ZM217 221V220H216ZM248 221V220H247ZM90 222V221H89ZM128 222H126L128 224ZM166 222H164V224H167ZM183 222V221H182ZM259 222V221H256ZM119 223L121 224V222L119 221ZM218 223V221L216 222ZM236 223V222H235ZM240 225L242 224V222H240ZM246 223V222H245ZM244 223V224H245ZM254 223V222H253ZM93 224V223H92ZM127 224L125 226H127ZM220 224V223H219ZM233 224V223H232ZM262 224V223H261ZM99 225V226H98ZM122 225V224H121ZM132 225V224H131ZM197 225V224H195ZM101 226V227H100ZM105 228H104V227ZM133 226V225H132ZM135 226V225H134ZM192 226V225H191ZM199 226V225H198ZM215 226V225H214ZM213 226V227H214ZM217 226V225H216ZM215 226V227H216ZM221 226V225H220ZM225 226V227H224ZM229 226V224H228ZM246 225L242 224V227H244ZM254 226V224H253ZM71 227V228H70ZM131 227V226H129ZM208 227V224H207ZM212 227V226H211ZM219 227V226H218ZM233 227V225H232ZM247 227V226H246ZM98 228V230H97ZM124 228V227H123ZM167 228V227H166ZM190 228V227H189ZM220 230L221 227L219 228ZM218 229V230H219ZM125 230V228H124ZM167 230H169L167 228ZM166 230V232H167ZM188 230V229H187ZM194 230V229H193ZM207 230V229H204ZM210 230V229H209ZM214 230V229H213ZM219 230V233L222 232ZM223 230V231H224ZM247 230V229H246ZM243 231V230H242ZM121 231H119V234ZM218 232V231H217ZM234 232V231H233ZM246 232V231H245ZM244 232V233H245ZM250 232V230H249ZM248 232V233H249ZM259 232V231H258ZM257 232V233H258ZM122 233H123V229H122ZM123 233V235H125ZM198 233H201L200 230ZM213 232H210V234ZM238 233V231L236 232ZM241 233V232H240ZM88 234V233H87ZM91 234V233H90ZM166 236V233H164ZM206 234V233H203ZM208 234V233H207ZM206 234V235H207ZM208 234V235H210ZM215 234V233H214ZM218 234V233H217ZM128 235V237H127ZM168 235V234H167ZM193 235V234H192ZM207 235V236H208ZM219 235V234H218ZM221 235V234H220ZM205 236V235H203ZM251 236V235H250ZM90 237V236H89ZM131 237L129 239H131ZM184 237V236H183ZM197 237V236H196ZM213 237V236H210ZM215 237V236H214ZM217 237V236H216ZM245 237V236H244ZM186 238V237H185ZM191 238V237H190ZM206 238V237H203ZM209 238V237H208ZM220 238V237H218ZM246 238V237H245ZM201 239V238H200ZM212 239V238H211ZM214 239V238H213ZM224 239V237H223ZM144 240V241H143ZM174 241V239H172ZM171 240V241H172ZM210 240V239H209ZM219 242V239H217ZM239 240V238H238ZM237 240L238 243H240ZM256 240V239H255ZM172 241V242H173ZM212 241V240H211ZM193 243H195L194 241H192ZM224 242H226V240L224 239ZM223 242V243H224ZM235 242V241H234ZM133 243V242H132ZM145 243V244H143ZM174 243V242H173ZM206 243V242H205ZM211 243V242H210ZM213 243V242H212ZM222 243V241H221ZM155 244V245H154ZM157 244V245H156ZM165 244V243H164ZM207 244V243H206ZM226 244V243H225ZM253 244V243H252ZM144 245V246H143ZM188 245V244H187ZM208 245V244H207ZM137 246V247H135ZM246 246V245H245ZM254 246V245H252ZM179 247V246H178ZM218 247V246H217ZM223 247V246H222ZM255 247V246H254ZM224 248V247H223ZM237 248V247H235ZM248 248V247H247ZM246 248V249H247ZM203 249V248H202ZM222 249V248H221ZM241 249V248H240ZM174 250V249H173ZM183 250V249H182ZM181 250V251H182ZM225 250V249H224ZM252 250V249H251ZM255 250V249H254ZM185 251V250H184ZM183 252V251H182ZM169 253V252H168ZM173 254V253H172ZM170 255V254H169ZM209 255V254H208ZM240 255V254H239ZM189 256V255H188ZM191 256V255H190ZM163 257V256H162ZM179 257V256H178ZM258 257V256H257ZM166 258V257H163ZM168 258V257H167ZM183 259V257L181 256L179 259ZM202 258V257H201ZM212 258V257H211ZM119 259V257H118ZM127 259V258H126ZM181 259V260H182ZM252 259V258H251ZM128 260V259H127ZM131 260V259H130ZM188 260V259H186ZM203 260V258L201 259ZM245 260V259H244ZM119 261V260H118ZM185 261V259H184ZM219 261V260H218ZM246 261V260H245ZM257 261V260H255ZM122 262V261H119ZM118 262V263H119ZM183 264V260L181 261ZM188 262V261H187ZM185 261V263H187ZM260 262V261H259ZM180 263V262H179ZM178 263V264H179ZM238 263V262H237ZM258 263V262H257ZM121 264V263H119ZM124 264V263H123ZM260 264V263H259Z\"/></svg>",
	"mask_w": 264,
	"mask_h": 264
},
{
	"label": "water",
	"instance_id": "water-1",
	"mask_svg": "<svg viewBox=\"0 0 264 264\" xmlns=\"http://www.w3.org/2000/svg\"><path fill=\"white\" fill-rule=\"evenodd\" d=\"M155 1L188 4L195 0H102L101 37L80 84L86 111L96 115L107 112L129 87L132 70L128 57L134 39L146 28L156 33L167 13L153 5ZM160 72L156 73L161 79L155 89L148 83L146 95L138 102L139 110L142 101L150 103V118L160 108L164 84ZM153 121L152 117L147 126ZM43 217L44 210L30 189L0 169V264H98L45 225Z\"/></svg>",
	"mask_w": 264,
	"mask_h": 264
},
{
	"label": "clouds",
	"instance_id": "clouds-1",
	"mask_svg": "<svg viewBox=\"0 0 264 264\" xmlns=\"http://www.w3.org/2000/svg\"><path fill=\"white\" fill-rule=\"evenodd\" d=\"M240 8L253 17L264 20V0H239ZM255 31H264L257 22ZM199 58L213 74L230 84L248 85L257 74L264 73V46L240 31L221 36L215 43L204 41ZM264 118L258 113L253 120Z\"/></svg>",
	"mask_w": 264,
	"mask_h": 264
}]
</instances>
